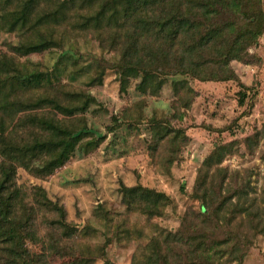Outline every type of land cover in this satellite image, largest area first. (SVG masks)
Masks as SVG:
<instances>
[{
	"label": "rangeland",
	"instance_id": "obj_1",
	"mask_svg": "<svg viewBox=\"0 0 264 264\" xmlns=\"http://www.w3.org/2000/svg\"><path fill=\"white\" fill-rule=\"evenodd\" d=\"M11 1L0 0V59L6 55L22 71H42L55 85L88 93L89 106L77 114L97 137L87 153H76L45 179L23 167L17 169L15 181L35 207L31 226L22 231L29 259L41 256L49 264H132L151 236L160 235V230L175 231L186 214L198 213L199 198L207 189L217 198L213 207L221 196L230 195L236 207L248 208L229 212L228 219L222 220L224 231L210 228L207 233L210 244L223 247L222 264H264V231L253 228L257 213H264V31L244 58L230 62L235 78L201 81L169 76L157 93L144 92L138 89L139 77L129 78L121 87L116 70L119 54L107 48L104 36L93 27L76 26L77 13L59 25L48 20L36 29L34 21L24 25L17 21L13 26L11 13L20 10L24 0ZM68 1L60 0L64 5ZM53 8L52 0H38L30 17L43 16ZM53 28L59 30L53 35L54 46L26 55L13 50ZM181 77L194 93L181 89L174 94L172 80ZM50 85L42 90L51 89ZM175 130L182 131L176 147L167 143ZM222 147L224 155L217 162ZM206 158H212V166L202 182ZM217 166L238 172L236 192L227 191L226 182L219 190L214 176ZM120 184L153 188L165 193L170 203L157 217L127 211ZM34 185L63 207L73 235L64 236L61 228L49 223L58 214L33 195ZM230 235L240 240L233 250L223 246ZM229 250L233 254L225 253ZM173 259L168 254L169 262Z\"/></svg>",
	"mask_w": 264,
	"mask_h": 264
},
{
	"label": "trees",
	"instance_id": "obj_2",
	"mask_svg": "<svg viewBox=\"0 0 264 264\" xmlns=\"http://www.w3.org/2000/svg\"><path fill=\"white\" fill-rule=\"evenodd\" d=\"M37 1L24 0L20 10L11 13L13 26L17 21L22 25L34 21L32 28L36 29L48 20L59 25L77 13L76 26L93 27L104 36L107 48L119 54L116 70L121 87L129 78L139 77L138 89L144 92L157 93L169 76H190L201 81L235 78L230 62L244 58L264 31L263 0H69L67 5L52 0L54 8L32 20L31 8ZM54 33L59 30L49 29L48 34L40 31L38 40L19 44L13 50L21 55L42 51L57 44ZM4 56L0 59V264H49L41 256L29 259L27 255L22 231L31 226L35 207L29 194L17 185L16 171L23 167L36 178L45 179L76 153L85 154L95 146L97 137L77 114L89 106L91 97L83 90L53 84L42 71H22L13 58ZM172 83L176 95L181 89L194 93L184 77ZM49 84L52 88L43 91ZM188 103L183 105L187 107ZM173 133L167 143L176 147L182 131ZM223 149H218L217 162L224 155ZM211 160L206 158L202 165V182L206 181ZM216 171L219 190L226 182V190L236 192L238 172L219 166ZM32 192L43 206L57 212V218L49 223L61 228L64 236L73 235L75 231L64 220L63 207L50 200L41 186L34 185ZM119 192L127 211L146 217L161 216L170 203L165 193L141 184H120ZM199 199L202 205L198 213L192 217L186 214L175 231L160 230V235L151 236L133 256L132 264L224 263L220 252L223 247L210 244L207 233L210 228L224 231L222 220L228 219L229 212H247L248 208L236 207L230 195L221 196L213 207L217 198L213 199L207 189ZM263 220L264 213H257L253 228L264 231ZM239 242V237L230 235L223 246H232L233 250ZM232 250L225 253L231 255ZM170 253L174 256L171 262ZM218 253L220 256L214 257Z\"/></svg>",
	"mask_w": 264,
	"mask_h": 264
}]
</instances>
